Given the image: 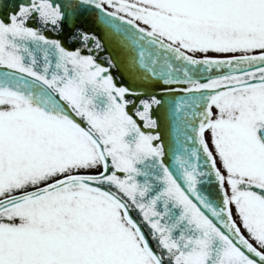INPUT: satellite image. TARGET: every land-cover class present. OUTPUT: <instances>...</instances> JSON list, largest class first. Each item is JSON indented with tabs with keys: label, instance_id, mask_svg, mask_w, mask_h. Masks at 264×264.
<instances>
[{
	"label": "snow or ice",
	"instance_id": "snow-or-ice-1",
	"mask_svg": "<svg viewBox=\"0 0 264 264\" xmlns=\"http://www.w3.org/2000/svg\"><path fill=\"white\" fill-rule=\"evenodd\" d=\"M0 264H264V0H0Z\"/></svg>",
	"mask_w": 264,
	"mask_h": 264
}]
</instances>
